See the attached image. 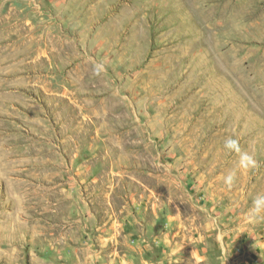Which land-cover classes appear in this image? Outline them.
I'll return each mask as SVG.
<instances>
[{
	"label": "rangeland",
	"instance_id": "obj_1",
	"mask_svg": "<svg viewBox=\"0 0 264 264\" xmlns=\"http://www.w3.org/2000/svg\"><path fill=\"white\" fill-rule=\"evenodd\" d=\"M257 195L264 0H0V264H264Z\"/></svg>",
	"mask_w": 264,
	"mask_h": 264
},
{
	"label": "clouds",
	"instance_id": "obj_2",
	"mask_svg": "<svg viewBox=\"0 0 264 264\" xmlns=\"http://www.w3.org/2000/svg\"><path fill=\"white\" fill-rule=\"evenodd\" d=\"M223 147L229 153L238 155V166L240 169L249 170L256 169L258 162L253 155L244 151L240 146L239 138L229 136L225 139ZM235 178V173L230 172L225 178V183L231 187ZM250 218L253 221L264 220V195H257L252 201V208L250 209Z\"/></svg>",
	"mask_w": 264,
	"mask_h": 264
}]
</instances>
